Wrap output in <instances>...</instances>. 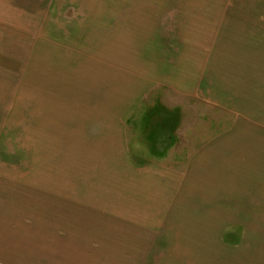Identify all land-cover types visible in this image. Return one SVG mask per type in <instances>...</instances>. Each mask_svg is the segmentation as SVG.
Here are the masks:
<instances>
[{"label":"crops","instance_id":"obj_1","mask_svg":"<svg viewBox=\"0 0 264 264\" xmlns=\"http://www.w3.org/2000/svg\"><path fill=\"white\" fill-rule=\"evenodd\" d=\"M81 6L28 51L26 157L0 166V264H264L255 231L233 237L264 218V141L250 136L264 132L251 120L264 12L238 0ZM159 88L236 122L182 166L144 161L129 125Z\"/></svg>","mask_w":264,"mask_h":264},{"label":"rangeland","instance_id":"obj_2","mask_svg":"<svg viewBox=\"0 0 264 264\" xmlns=\"http://www.w3.org/2000/svg\"><path fill=\"white\" fill-rule=\"evenodd\" d=\"M87 1L0 0V166L3 168L23 165L26 157L23 83L29 48L41 37L44 25L47 30L48 25L75 23L73 14L81 17L87 8L81 5ZM238 1L249 9L264 12V0ZM58 15H62L60 21ZM259 104L261 115L251 120L260 122L264 129V102ZM235 122V117L227 111L159 88L130 121L131 150L144 161L182 166L204 143L230 130ZM250 136L264 141V132ZM234 231L233 237L240 239L255 231V237L262 243L258 248L264 249V218L256 230L240 227Z\"/></svg>","mask_w":264,"mask_h":264}]
</instances>
